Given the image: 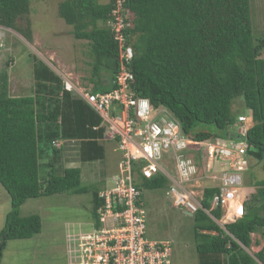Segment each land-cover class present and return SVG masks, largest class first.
Returning a JSON list of instances; mask_svg holds the SVG:
<instances>
[{
    "label": "trees",
    "instance_id": "1",
    "mask_svg": "<svg viewBox=\"0 0 264 264\" xmlns=\"http://www.w3.org/2000/svg\"><path fill=\"white\" fill-rule=\"evenodd\" d=\"M31 1L0 0V26L30 38ZM251 6V0H124L120 13L135 51L131 69L137 95L149 98L156 109L171 111L192 140H244L249 159L262 161L264 36L254 39ZM117 7L118 0L59 3V15L73 27L74 37L88 41V79L94 90L111 89L120 70L119 43L110 25ZM22 19L28 21L25 28L19 25ZM32 62V94L11 95L8 72L0 76V182L12 196L0 244L4 237L25 239L41 231L40 215L21 214L28 199L87 191L81 170L59 162L67 147L83 162L101 160L106 154L102 117L79 94L66 90L62 76L44 60L32 54ZM240 96L249 110L245 122L239 120L244 114L237 118L232 113ZM240 126H246L245 134ZM233 127L238 130L231 131ZM46 155L50 159L43 162ZM195 158L207 165L203 147H197ZM169 183L161 173L137 177L141 204L146 208L147 191L162 190L168 196ZM257 185L256 193L244 202V214L226 220L224 226L216 221L223 218V209L212 208L220 187L204 185L201 203L216 220L203 209L191 216L199 264H264V244L254 254L259 261L249 251L253 233L264 239V180ZM103 190L92 191L95 227L100 225Z\"/></svg>",
    "mask_w": 264,
    "mask_h": 264
},
{
    "label": "built area",
    "instance_id": "2",
    "mask_svg": "<svg viewBox=\"0 0 264 264\" xmlns=\"http://www.w3.org/2000/svg\"><path fill=\"white\" fill-rule=\"evenodd\" d=\"M123 1L118 0L115 19L110 21L120 51V70L112 81L113 87L106 91L80 87L61 75L65 89L79 94L102 117L105 139L116 142L120 153L118 170L112 177L115 186L100 193L104 198L98 210L100 225L80 236V258L76 264H172V243L147 236V209L141 204L135 179L161 173L170 180L167 194L176 207L193 214L203 209L211 215L201 203L202 194L193 187L200 179L202 167L191 151L203 147L209 177L216 179L212 185L220 187L212 208L221 207L224 211L222 222L211 217L224 226L226 220L244 214L245 200L240 188L250 163L248 144L244 140H192L171 111L156 109L149 98L137 95L131 69L135 51L124 34L127 24L120 13ZM239 120L245 122L247 116L242 115ZM246 131L241 128L243 134ZM60 144L57 141L56 146Z\"/></svg>",
    "mask_w": 264,
    "mask_h": 264
},
{
    "label": "rangeland",
    "instance_id": "3",
    "mask_svg": "<svg viewBox=\"0 0 264 264\" xmlns=\"http://www.w3.org/2000/svg\"><path fill=\"white\" fill-rule=\"evenodd\" d=\"M60 1H31L30 38L12 28L0 26V76L5 71L8 72L11 95L33 93L35 80L32 54H36L58 74L78 86L93 87L88 79L91 75L88 41L74 37L73 27L59 15ZM251 4L253 35L257 41L264 36V0H251ZM27 23L26 19L19 20V25L24 28ZM262 56L264 57V51ZM105 87L107 86L104 85L101 89ZM232 113L237 118L241 114L249 116L242 96L233 103ZM236 122L239 123L238 120ZM236 130L237 127L231 128V131ZM239 130L241 131V126ZM217 141L229 143L234 140ZM104 145L105 157L96 161H78L72 147L64 150L59 161L61 166L78 167L81 170L82 184L87 191L61 192L28 199L21 206V214L40 215L42 229L31 238L7 240L0 264H76L80 258V236L91 233L95 228L92 191L115 186L112 177L118 170L120 153L116 150V142L106 140ZM195 151L196 149L191 151L192 155ZM48 154L52 158V152ZM49 155L42 161L48 162ZM201 167L200 179L194 182L193 187L203 194L204 185L214 184L216 179L209 177L211 172H208L207 166ZM261 180H264V160L251 158L243 173L240 188L242 199L246 201L251 198L258 189L257 182ZM145 200L148 237L172 243V264H199L193 218L183 208L176 207L171 197L166 196L162 190L147 191ZM11 208L12 196L0 182V234ZM252 238L253 244L249 251L253 255L262 248L264 239L259 233H253Z\"/></svg>",
    "mask_w": 264,
    "mask_h": 264
},
{
    "label": "water",
    "instance_id": "4",
    "mask_svg": "<svg viewBox=\"0 0 264 264\" xmlns=\"http://www.w3.org/2000/svg\"><path fill=\"white\" fill-rule=\"evenodd\" d=\"M186 212L188 213V215L193 216V213H191L189 211H186ZM5 244H6V238L4 237L1 244H0V258L2 256V249L5 246Z\"/></svg>",
    "mask_w": 264,
    "mask_h": 264
},
{
    "label": "crops",
    "instance_id": "5",
    "mask_svg": "<svg viewBox=\"0 0 264 264\" xmlns=\"http://www.w3.org/2000/svg\"><path fill=\"white\" fill-rule=\"evenodd\" d=\"M185 213L188 214V213L186 212V210H185ZM189 216H190V215H189ZM149 238H150V237H149ZM151 239H152V238H151ZM154 240H155V239H154Z\"/></svg>",
    "mask_w": 264,
    "mask_h": 264
}]
</instances>
